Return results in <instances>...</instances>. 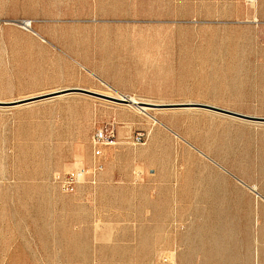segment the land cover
Masks as SVG:
<instances>
[{"label": "rangeland", "instance_id": "obj_1", "mask_svg": "<svg viewBox=\"0 0 264 264\" xmlns=\"http://www.w3.org/2000/svg\"><path fill=\"white\" fill-rule=\"evenodd\" d=\"M0 103V264H264V0H0Z\"/></svg>", "mask_w": 264, "mask_h": 264}, {"label": "built area", "instance_id": "obj_2", "mask_svg": "<svg viewBox=\"0 0 264 264\" xmlns=\"http://www.w3.org/2000/svg\"><path fill=\"white\" fill-rule=\"evenodd\" d=\"M112 137L106 135L103 131H99L94 137V156L96 159L102 157V147L107 145ZM103 170V165L98 162L92 171V183H96L97 174ZM86 172L77 171L64 176H59L56 180L58 187L66 194H75L78 189L85 183Z\"/></svg>", "mask_w": 264, "mask_h": 264}, {"label": "water", "instance_id": "obj_3", "mask_svg": "<svg viewBox=\"0 0 264 264\" xmlns=\"http://www.w3.org/2000/svg\"><path fill=\"white\" fill-rule=\"evenodd\" d=\"M74 93H86V94H89V95H92V96H95V97H99V98H102V99H105V100L112 101L114 103H119V104H123V105H133L136 108L146 107L147 109L162 110L164 108L171 107L169 105H158V104H150V103H144V102H141L139 104H133V103H130V101H128L127 99L120 100V99H116L114 97H108V96H105V95L93 93V92H90V91H87V90H83V89L61 90V91H58L57 93H55L53 95L41 96V97L38 96V97L31 98V99L20 100V101H16V102H13V103H9L8 105H10V106L27 105V104L35 103V102H38V101H43V100L52 99V98L59 97V96L74 94ZM211 109L218 110V111L223 112L225 114L236 116V117H239V118H242V119H245V120H263L264 121V119H255L253 117H247V116L239 115V114H236V113H231V112H228V111L216 109V108H213V107Z\"/></svg>", "mask_w": 264, "mask_h": 264}, {"label": "bare ground", "instance_id": "obj_4", "mask_svg": "<svg viewBox=\"0 0 264 264\" xmlns=\"http://www.w3.org/2000/svg\"><path fill=\"white\" fill-rule=\"evenodd\" d=\"M58 91H55V92H51V93H47L45 95H41V96H48V95H53L55 93H57ZM39 96V97H41ZM38 97V96H37ZM108 97H114V96H108ZM116 99H120V100H124V99H127L128 101H130V103H133V104H139L141 103V101H139L138 99L134 98V97H128V98H125L123 97V95H119L117 97H114ZM129 107H134L133 105H127ZM136 108V107H135ZM138 110L142 111V112H147V108L146 107H142V108H138ZM151 117V116H150ZM152 119V118H151ZM154 119V118H153ZM155 122H158L156 119H154ZM245 184V183H244ZM253 188V187H252ZM254 190V189H253ZM254 193V192H253ZM257 195V194H256ZM261 199V198H260Z\"/></svg>", "mask_w": 264, "mask_h": 264}]
</instances>
